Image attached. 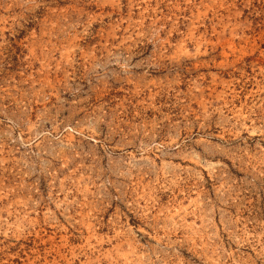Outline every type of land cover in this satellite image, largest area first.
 Segmentation results:
<instances>
[{"label":"rangeland","instance_id":"374dc122","mask_svg":"<svg viewBox=\"0 0 264 264\" xmlns=\"http://www.w3.org/2000/svg\"><path fill=\"white\" fill-rule=\"evenodd\" d=\"M0 264H264V0H0Z\"/></svg>","mask_w":264,"mask_h":264}]
</instances>
